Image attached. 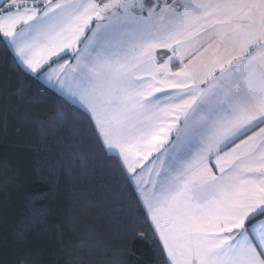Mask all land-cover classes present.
<instances>
[{"label": "snow or ice", "instance_id": "snow-or-ice-1", "mask_svg": "<svg viewBox=\"0 0 264 264\" xmlns=\"http://www.w3.org/2000/svg\"><path fill=\"white\" fill-rule=\"evenodd\" d=\"M0 69L5 128L35 90L63 108L30 124L42 147L63 132L62 153L86 139L76 159L111 165L118 243L78 264H144L141 242L152 264H264V0H0ZM26 235L0 264H43Z\"/></svg>", "mask_w": 264, "mask_h": 264}, {"label": "trees", "instance_id": "trees-1", "mask_svg": "<svg viewBox=\"0 0 264 264\" xmlns=\"http://www.w3.org/2000/svg\"><path fill=\"white\" fill-rule=\"evenodd\" d=\"M4 71L0 69V74ZM6 71H12L11 65ZM16 83L17 77H13L8 91H14ZM29 83L23 81L25 87ZM29 95L38 102L36 108L20 104L19 98L13 96L8 101L7 128L0 122V165L6 159L9 176L14 177L6 208L0 205V252H6L10 259L11 249L16 247L15 234L25 232L27 246L42 253L43 264H78L80 247L87 249L96 241L118 243L111 225L112 198L118 197L119 191L109 176L111 165L105 167L101 157L76 159L81 146L85 150L91 147L86 139L75 141L73 147L62 153L60 147L67 143L66 134L55 132L50 133L47 147L41 146L45 125L30 124L46 122L63 112V108L53 102V110L49 111L42 93L33 90ZM6 140L17 147L6 149ZM33 147L39 150H31ZM2 180L0 176V183ZM61 235L64 243H55ZM81 237L86 238L83 246L79 244ZM138 247V257L144 264H152L148 246L141 242Z\"/></svg>", "mask_w": 264, "mask_h": 264}]
</instances>
